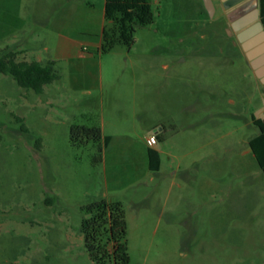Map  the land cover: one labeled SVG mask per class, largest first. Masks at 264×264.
Instances as JSON below:
<instances>
[{"label":"rangeland","instance_id":"374dc122","mask_svg":"<svg viewBox=\"0 0 264 264\" xmlns=\"http://www.w3.org/2000/svg\"><path fill=\"white\" fill-rule=\"evenodd\" d=\"M147 1L155 21L137 30L131 48H87L90 60L59 61L60 80L46 94L0 73V264H94L82 207L114 186L125 200L152 194L126 209L130 264H264V174L249 146L259 134L254 119L264 118V86L222 1L211 0L213 12L204 0ZM66 3L0 0V51L27 37L33 52L57 58L48 43ZM104 4L68 1V32H96ZM133 79L141 81L137 101ZM103 118L118 141L144 143L154 125L164 129L162 180L148 188L136 181L139 145L111 148L96 166L97 145L71 144L73 124L100 127Z\"/></svg>","mask_w":264,"mask_h":264},{"label":"trees","instance_id":"16d2710c","mask_svg":"<svg viewBox=\"0 0 264 264\" xmlns=\"http://www.w3.org/2000/svg\"><path fill=\"white\" fill-rule=\"evenodd\" d=\"M260 9L264 24V0H260ZM105 19L113 26L105 28L102 33L101 53H109L117 45L131 48L135 43L137 30L153 24L155 14L147 0H106ZM18 56L19 53L12 50L0 51V73L14 78L20 87L43 94L47 85L60 80L55 62L19 61ZM17 120L24 122L22 118ZM254 124L259 129V134L250 139L249 146L264 174V118L254 119ZM23 132L29 131L23 127ZM69 136L71 144L78 149L91 143L97 145L92 162L96 166L103 163L104 150L110 144L111 137H105L100 127L73 124ZM158 141H162V138L159 137ZM148 155L150 170L159 172V152L149 149ZM82 211L86 215L82 221V233L91 261L94 264H130L124 204L99 199L83 206Z\"/></svg>","mask_w":264,"mask_h":264},{"label":"crops","instance_id":"0c3cea01","mask_svg":"<svg viewBox=\"0 0 264 264\" xmlns=\"http://www.w3.org/2000/svg\"><path fill=\"white\" fill-rule=\"evenodd\" d=\"M64 1H66L68 3V1H72V0H64ZM105 2H106V0H105ZM66 4L64 5V8L58 12V14L56 16V20L54 21V26H52V29L56 30L54 32V37H53L54 42L52 40H50L48 43V44H50V46H51V44L52 45L54 44L53 46L56 49V53H57L58 57L50 59V60H45L44 58H42V56H40L41 54H38V53L33 52L31 50L30 40L26 37V38H22V40H19V42H17V41L14 42L13 46H11V45L7 46V47H10L12 49V51L14 50L15 52L19 53V56H18L19 61H27V62L36 61V62H40V63H47L49 61H53L56 63V66H57V64L61 60H66V61L71 62V61H75L76 59H78L80 57L85 58L86 60H90L92 58V56L85 54V52H84V50H86L87 48L88 49L91 48V49L100 51V48L102 45V33H103L105 28H108L107 23H106V19H105V4H104L103 11H102L101 21L99 23H97V31L96 32L87 31V32H83L80 34H71L68 32V27L71 26V24L73 22L68 20V17H67V14H68L67 6L68 5L66 6ZM80 10L81 9L78 10V8H77L76 13L78 14V12ZM77 14L75 17L74 16L73 17L79 18V15H77ZM75 20H73V21H75ZM45 50L50 51V48L47 46V47H45ZM70 67L76 68L75 65H73V64H70ZM84 81L85 80H83V82ZM128 82H129V85H132V87H134V90H135L134 91V93H135L134 99H135V101H137L139 99L138 93H137L138 92L137 86L141 85V81L137 80V79H133V80L128 81ZM47 90L48 89L46 86L43 94H46ZM116 91H114L115 100L116 101H120V99L123 100L125 98L123 96V94H120V92L118 93ZM29 103L30 102H28L27 104H29ZM24 106L25 105L23 104L22 107H24ZM159 125H163V124L161 122H159ZM156 127H157V125H154L152 127L153 131L149 134V136L146 138V141L144 143H141L136 139H132L131 137H122L118 141L117 139L119 137L113 135L111 132L107 133V123L105 121V118H103V121H102L100 128L102 129L103 135L105 137H111L110 144L107 147H105V150H104L105 153H104L103 164L107 163V156H108L107 151L110 150L111 148L117 149V150L135 149V147L137 145H139L138 149L140 151V153H139L140 157L137 159L135 158L134 162L140 166L142 174L136 179V181L140 184H146V186L148 188L150 186V183L154 184L157 181L159 182V178H157L156 176L159 175V177L162 180L164 178V176L162 174V168H163L162 158H163L164 150L162 148L158 147V143H159L158 138L159 137L162 138L161 132L164 129L163 128L157 129ZM152 136H156V138H157V144L154 147H150L148 145V139ZM149 149H155L160 154L161 166H160L159 172H157V173H154L150 170L149 155H148ZM171 157L173 159V162L175 163V160H177V155H175L174 153H171ZM178 170H180V167L178 168ZM177 174H178V171H173L170 174V178H171L170 180H172L170 183L172 186H175V177L177 176ZM117 177H118L117 174L115 175V173H113L112 177H111V182L116 183ZM179 188H181L180 185H179ZM120 189L122 190V188L115 187V186L112 188L106 187V190L102 193L101 198L106 199L109 202L120 201L124 204L125 210H126V209L133 208L135 206H138L143 202L145 203L146 201H148L152 197V194L144 193V196H142V197L132 196V197H130V200H125V198L118 196L117 191ZM167 194L170 196L172 194V192L169 190L167 192Z\"/></svg>","mask_w":264,"mask_h":264},{"label":"water","instance_id":"95a60500","mask_svg":"<svg viewBox=\"0 0 264 264\" xmlns=\"http://www.w3.org/2000/svg\"><path fill=\"white\" fill-rule=\"evenodd\" d=\"M228 9L231 6L244 0H222ZM209 12H213L211 0H204ZM259 0H249L232 10L228 14L229 21L233 24L235 31H240L238 39L247 52L251 65L256 71L257 76L264 84V28L260 22L254 23L259 19Z\"/></svg>","mask_w":264,"mask_h":264},{"label":"flooded vegetation","instance_id":"af4514ba","mask_svg":"<svg viewBox=\"0 0 264 264\" xmlns=\"http://www.w3.org/2000/svg\"><path fill=\"white\" fill-rule=\"evenodd\" d=\"M220 1H222V0H220ZM247 1H249V0H244V1L240 2V3H237V4L233 5V6H231L230 8H228V11L230 12V11L236 9L237 7L241 6L242 4H244V3L247 2ZM225 4H226V3L222 1V5H223V7H224L225 9H227V8L225 7ZM258 10H259V19H258L257 21H255L254 23L260 22V23L263 25V28H264V24H263L262 19H261L260 0H259ZM229 12H228V14H229ZM228 14L226 15V16H227V19H228ZM228 21H229V19H228ZM229 22H230V21H229ZM230 25H231L233 31L236 33V39H237L238 44L240 45V48L244 51L243 46H242V44L240 43V41H239V39H238V35H239V33H240L241 31L245 30L247 27H246V28H243V29L240 30V31H235L234 28H233V24H232L231 22H230ZM244 53H245V55H246V57H247V59H248L250 65H251V60L248 58L247 52L244 51ZM251 67H252V65H251ZM252 68H253V67H252ZM253 70H254V69H253ZM254 72H255V75H256L258 81L264 86V84L261 82V79L257 76L255 70H254Z\"/></svg>","mask_w":264,"mask_h":264},{"label":"built area","instance_id":"2783aa9c","mask_svg":"<svg viewBox=\"0 0 264 264\" xmlns=\"http://www.w3.org/2000/svg\"><path fill=\"white\" fill-rule=\"evenodd\" d=\"M157 144V138L156 136H152L148 139V145L150 147H154Z\"/></svg>","mask_w":264,"mask_h":264}]
</instances>
